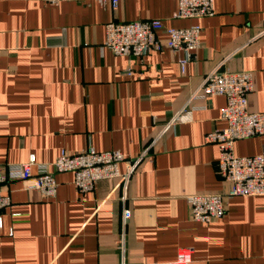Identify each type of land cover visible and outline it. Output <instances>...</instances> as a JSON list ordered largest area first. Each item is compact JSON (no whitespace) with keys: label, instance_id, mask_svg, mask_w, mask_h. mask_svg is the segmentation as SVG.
Instances as JSON below:
<instances>
[{"label":"crops","instance_id":"0c3cea01","mask_svg":"<svg viewBox=\"0 0 264 264\" xmlns=\"http://www.w3.org/2000/svg\"><path fill=\"white\" fill-rule=\"evenodd\" d=\"M176 6L119 0L111 11L98 0H0V165L30 156L49 164L63 150L88 147L141 157L125 186L102 180L81 193L69 172L55 175L53 198L21 180L3 185L11 205L0 211V264H175L180 248L192 250L189 264H264V196L226 200L212 223L191 221L186 202L229 186L215 168L218 146L204 142L225 126L224 99L189 102L205 75L251 72L248 108L264 112V0H213V14L196 19L173 18ZM146 19L201 27L184 74L182 52L119 56L104 46L108 21ZM263 150L264 136L233 145L237 157ZM124 209L131 216L122 223Z\"/></svg>","mask_w":264,"mask_h":264},{"label":"built area","instance_id":"2783aa9c","mask_svg":"<svg viewBox=\"0 0 264 264\" xmlns=\"http://www.w3.org/2000/svg\"><path fill=\"white\" fill-rule=\"evenodd\" d=\"M57 5L72 0H42ZM116 10L119 0H98ZM213 14V0H177L175 19H196ZM166 35L159 39L157 33ZM201 27L191 25L186 28L164 26L159 19H146L132 22L110 20L105 24L104 46L119 56L143 57L151 50L168 49L172 53L182 52L177 60L180 73L184 74L194 51L200 46ZM264 32V31H263ZM127 75L130 71H126ZM253 74L249 71L213 70L205 75L201 84L191 93L190 101L206 102L212 96H220L224 104L220 109V120L225 122L221 129H215L204 136V142L218 146L217 173L229 186L224 193H193L187 195L189 218L197 223H212L221 219L226 212V200L234 197L264 196V150L256 155L237 157L233 145L238 140L264 136V112L250 111L248 98L254 91ZM153 120V124H154ZM174 124L171 120L162 131ZM146 151L141 155L145 156ZM141 157L128 161L120 151H96L92 147L69 154L61 151L49 164L37 163L33 156L20 164L0 165V211L11 205L8 195L2 192L3 185L13 180L25 182L27 189H36L46 198H53L57 183L55 175L69 172L73 184L81 193L90 192L102 180L118 179L125 186L129 174ZM127 167L120 173L119 165ZM131 216L129 209L122 211V223ZM1 226V218H0ZM192 250L180 248L176 253L175 264H189Z\"/></svg>","mask_w":264,"mask_h":264}]
</instances>
